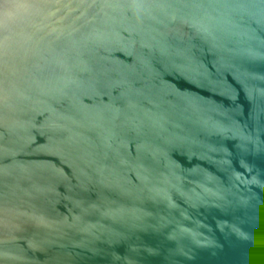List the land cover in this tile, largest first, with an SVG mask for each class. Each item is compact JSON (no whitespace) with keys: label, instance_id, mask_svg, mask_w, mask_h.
<instances>
[{"label":"water","instance_id":"obj_1","mask_svg":"<svg viewBox=\"0 0 264 264\" xmlns=\"http://www.w3.org/2000/svg\"><path fill=\"white\" fill-rule=\"evenodd\" d=\"M0 264H264V0H0Z\"/></svg>","mask_w":264,"mask_h":264}]
</instances>
